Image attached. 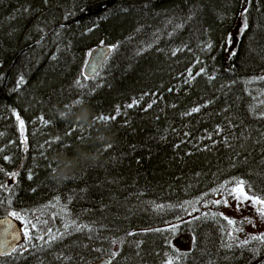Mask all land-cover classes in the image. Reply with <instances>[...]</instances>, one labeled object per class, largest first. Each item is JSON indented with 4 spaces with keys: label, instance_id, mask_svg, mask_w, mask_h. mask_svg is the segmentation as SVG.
Wrapping results in <instances>:
<instances>
[{
    "label": "trees",
    "instance_id": "trees-1",
    "mask_svg": "<svg viewBox=\"0 0 264 264\" xmlns=\"http://www.w3.org/2000/svg\"><path fill=\"white\" fill-rule=\"evenodd\" d=\"M109 1L0 0V217L37 225L28 239L13 217L22 239L0 264H264L214 201L236 181L264 198V0H112L75 19ZM77 100L86 128L56 112ZM104 132L97 165L51 179L54 153L96 151Z\"/></svg>",
    "mask_w": 264,
    "mask_h": 264
},
{
    "label": "clouds",
    "instance_id": "clouds-1",
    "mask_svg": "<svg viewBox=\"0 0 264 264\" xmlns=\"http://www.w3.org/2000/svg\"><path fill=\"white\" fill-rule=\"evenodd\" d=\"M78 111H73V107L65 105L63 108L57 107L56 112L60 119L71 120L80 127L86 128L92 123V111L84 103H76ZM114 137L107 132L95 137V143L101 147L96 151H86L82 148L76 149V154L69 157L64 151L56 152L51 160L55 167L51 170V179L54 182L62 183L74 177L79 168L84 165L95 166L100 162V151L105 147H110Z\"/></svg>",
    "mask_w": 264,
    "mask_h": 264
},
{
    "label": "rangeland",
    "instance_id": "rangeland-1",
    "mask_svg": "<svg viewBox=\"0 0 264 264\" xmlns=\"http://www.w3.org/2000/svg\"><path fill=\"white\" fill-rule=\"evenodd\" d=\"M231 193L218 195L214 201L221 203V212L227 218L236 221L231 231L232 238L235 240H245L262 234L264 232V217H261L257 213L256 209L258 205L245 201L243 198L238 201L236 199L238 193ZM172 242L178 249H187L191 246L192 236L189 233L178 234L172 239Z\"/></svg>",
    "mask_w": 264,
    "mask_h": 264
},
{
    "label": "snow or ice",
    "instance_id": "snow-or-ice-1",
    "mask_svg": "<svg viewBox=\"0 0 264 264\" xmlns=\"http://www.w3.org/2000/svg\"><path fill=\"white\" fill-rule=\"evenodd\" d=\"M245 12L247 11V8H245L244 10ZM244 13H242L243 15ZM247 23L245 22L242 26V29L241 31H243L244 29L247 28ZM115 46H111L108 50L111 51L112 48H114ZM89 56H92L93 53L92 52H89L88 53ZM104 58H105V54L104 53H100L97 55L96 57V62L95 63H90V64H86L85 67L86 68H90L91 69V72L93 74L97 73V70H98V67H100L102 64H103V61H104ZM85 78L87 79L88 77L85 76ZM20 83H23V78L21 77L20 79ZM77 83L79 84V81H77ZM81 87H83V85H80ZM76 103H83L82 100H77ZM135 103V101H134ZM133 105L132 104H129L128 107H132ZM148 107H151V105H148ZM193 111H199V109H193ZM43 119V118H41ZM95 120H114L115 117L112 116V117H106V116H97V117H94ZM16 120L18 121V124H19V127L21 129V135H23V130H24V120L21 119L19 117L18 114H16ZM45 123H47L45 121ZM21 143L22 144H26L27 143V138L25 137L23 140H21ZM2 151V150H0ZM5 159H9L8 157H5ZM0 171H3V169H0ZM12 177H15L17 175V173L13 172L10 174ZM29 178H31V176H29ZM0 187H4L3 185H0ZM232 191L234 193H238V195H236V199L239 201L241 198H243L245 201H250L252 204H255V205H258L257 207V213L261 216V217H264V198H260V197H257V196H250L247 194V192L245 191L244 189V183L243 181H236L235 183V187L232 189ZM0 203H2V201H0ZM10 216L12 217H15L17 220H21L23 223H24V228L22 229V232H23V235L28 238V239H31V233L28 229V225L31 224V228L32 229H35L37 227L36 223H32L31 220H27V221H24V218L17 212H10L9 213ZM227 221H228V224L229 225H235L236 224V221L235 220H232V219H229L227 217H224ZM37 222L38 223H47V221H40L39 218H37ZM51 230L49 229V232ZM17 235H19V233H17ZM39 239H43V236H40L38 237ZM52 239H56L55 236L52 237ZM251 239L253 240H262L264 241V235H259V236H253L251 237ZM249 241L248 240H245L243 243L244 244H247ZM6 247V246H5ZM15 250V249H13ZM7 254L6 252L3 251L2 248H0V255H5ZM168 264H172V261L169 260L168 261Z\"/></svg>",
    "mask_w": 264,
    "mask_h": 264
},
{
    "label": "water",
    "instance_id": "water-1",
    "mask_svg": "<svg viewBox=\"0 0 264 264\" xmlns=\"http://www.w3.org/2000/svg\"><path fill=\"white\" fill-rule=\"evenodd\" d=\"M111 2H112V0L109 2H106L104 4H101V5L97 6L92 11H89V12L84 11L81 14L77 15V17L75 19H79V18H81L87 14L99 13ZM66 23H68V22L66 21V22H63L62 24H66ZM109 48H110L109 45L102 44V45L94 46L93 48H91L89 50V52H92L93 55L89 56L87 54V58L85 60V63H84L83 69H82V73H83L84 77L87 76L88 78H90L96 74V73L93 74L91 72V69L86 68L85 65L90 64V63H95L96 57L100 53L105 54V58H104V61H105L108 54L110 53V51L108 50ZM100 67H98V70ZM17 233H19V235H17ZM21 239H22L21 228H20L19 224L17 223V221L13 217H11L10 215H4V216L0 217V248H2L3 251L6 253H10L16 247V245L21 241Z\"/></svg>",
    "mask_w": 264,
    "mask_h": 264
}]
</instances>
